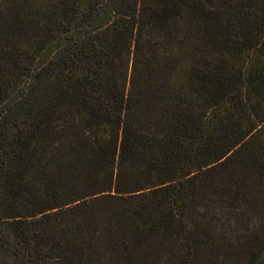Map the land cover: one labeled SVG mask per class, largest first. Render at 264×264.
I'll return each instance as SVG.
<instances>
[{
  "label": "trees",
  "instance_id": "1",
  "mask_svg": "<svg viewBox=\"0 0 264 264\" xmlns=\"http://www.w3.org/2000/svg\"><path fill=\"white\" fill-rule=\"evenodd\" d=\"M0 264H264V0H0Z\"/></svg>",
  "mask_w": 264,
  "mask_h": 264
}]
</instances>
